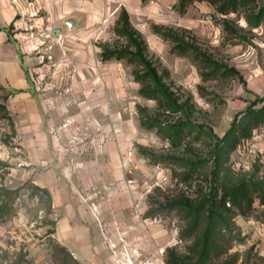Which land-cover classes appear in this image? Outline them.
I'll return each mask as SVG.
<instances>
[{"label":"crops","instance_id":"0c3cea01","mask_svg":"<svg viewBox=\"0 0 264 264\" xmlns=\"http://www.w3.org/2000/svg\"><path fill=\"white\" fill-rule=\"evenodd\" d=\"M98 1L0 0V86L20 165L51 193L55 240L83 264H122L106 237L125 238L143 256L145 238L159 241L166 230L140 215L146 208L142 180L151 172L134 148L144 143L131 101L137 84L121 61L102 60L94 41L106 36L107 23L113 25L122 8L144 35L166 20L156 0ZM32 30L69 35L65 45H54V73L37 65L43 55L36 59L33 51L45 38L30 36ZM47 75L69 77L73 90L41 89ZM61 96L60 104L50 101Z\"/></svg>","mask_w":264,"mask_h":264},{"label":"rangeland","instance_id":"374dc122","mask_svg":"<svg viewBox=\"0 0 264 264\" xmlns=\"http://www.w3.org/2000/svg\"><path fill=\"white\" fill-rule=\"evenodd\" d=\"M174 1L156 0L160 4L162 18L166 20V24L161 22L159 26L173 27L197 52L181 55L174 50L173 42L154 32L153 24H151V34L144 35L150 54L169 69L174 89L182 100L187 101L191 119L198 124L211 127L214 134L221 138L232 123L242 118L246 112L264 106V25L249 26L244 11L241 10L240 14L231 13L226 16L235 20L241 28L240 36L230 34L224 31V16L218 13L209 2L196 1L185 14L181 15L176 9L178 0ZM103 2L105 0H99L97 5H102ZM116 21L111 26L107 23L106 36L98 35L99 38L94 41L100 51L103 44H111L119 39L114 33ZM30 36L45 38L41 47L33 51V56L38 59L39 55H43L41 62H37V65H46L48 74L54 73L59 58L54 53V45H65L69 35L56 37L53 33H35L32 30ZM120 40L124 41L122 38ZM42 48H45L47 52H43ZM207 56L221 65L220 70H214V64L204 61ZM121 62L126 69V77L134 80L132 66L126 61ZM227 68H234L237 72L227 73ZM50 76L40 78L41 89L49 84L51 85L49 89L53 91L73 90V87L68 84L69 77ZM136 84V90L130 88L134 94L131 101L135 107L134 115L141 134L140 138L144 140V143L136 142L134 148L145 159V165L151 172L142 180L146 208L140 212V215L145 219L160 221L166 232L159 241L145 238L148 240L143 243V256L131 248L125 238H122L120 242L106 238L111 252L122 264H136L137 258L141 260L140 264H166V250L169 247H176L180 253L189 255V247L193 244V239L181 237L186 224L184 213L170 207L169 201L183 191L190 199L208 192L210 177L206 174L210 167L200 168V175L195 173L193 180L180 179L181 177L176 173H181L186 168L166 158V155H173L168 154L170 143L156 130H148L140 125L137 104L155 108L157 102L141 96L140 84L139 82ZM4 97L5 92L0 89V187L8 189L21 187L22 194L14 204L13 215L0 214V264H11L16 261L21 264H59L54 259L51 240L55 239L54 233H51L54 229L51 223L54 217L46 214L45 199L40 201L38 198L29 196L30 188L27 186V181H34V178L33 175H28L29 169L20 165L22 151L15 142V134L11 128V121L14 122L13 116L9 111L6 113L1 108L2 104L6 105ZM62 100H64L62 96L58 99H50L54 105L60 104ZM138 145L152 149L158 161L153 163L143 156L138 151ZM194 146L199 149L198 154L202 159L208 158L210 140L205 134ZM227 165H230L233 171L231 173L233 179L252 177L264 179V123L254 128L249 139L238 144ZM227 206L231 208L232 213L230 212V215L226 213V216H233V218L229 221V228L224 233L230 235L232 247L227 253L219 256V261L227 260L232 264H254L256 261L263 260L264 205L255 199L251 207L248 204L242 206L232 203H228ZM110 240L112 244H115L114 246Z\"/></svg>","mask_w":264,"mask_h":264},{"label":"trees","instance_id":"16d2710c","mask_svg":"<svg viewBox=\"0 0 264 264\" xmlns=\"http://www.w3.org/2000/svg\"><path fill=\"white\" fill-rule=\"evenodd\" d=\"M144 2L147 0H143ZM196 1L209 2L218 13L224 16V31L238 36L241 28L235 20L226 16L244 11L246 21L251 27L264 25V0H178L177 11L183 15ZM259 2L261 4L259 5ZM155 33L174 43V50L181 55L197 52L196 49L180 36L173 27L154 25ZM114 33L119 37L113 43L103 44L100 56L104 61H126L132 66L134 80L139 82V94L147 99L157 102L155 108L137 104L140 125L157 133L170 143V150L166 158L173 160L186 168L179 175L182 181L193 180L195 173L200 168L210 167L207 177H210V190L201 193L198 197L190 199L186 193L172 198L169 206L184 213L186 224L182 231V238L193 239L189 247L190 254H183L176 247L166 250V264H232L230 261H219V256L228 252L232 247L229 234L224 231L229 228V221L233 216L227 217L231 211L228 203L234 205H253L255 199L264 205V179L252 177L250 179H233L232 169L227 165L230 156L243 140L252 136L254 128L264 123V106L246 112L245 115L234 121L223 137L214 134L211 127L198 124L189 115L186 102L181 99L174 84L171 74L159 59L149 51V45L144 34L132 23L129 12L123 8L114 26ZM122 38L124 41L120 40ZM197 54V53H195ZM200 54V53H199ZM205 57L204 61L215 65L216 71L221 65ZM227 73L233 74L234 68H227ZM2 87L0 86V89ZM5 99V98H4ZM4 112L8 113L7 106L1 105ZM14 134L15 125L11 121ZM205 134L210 140L207 159H202L195 147L197 140ZM176 150V152H172ZM138 151L153 163L158 161L152 149L138 145ZM210 164V165H209ZM29 196L46 201V214H52V197L50 191L32 180L27 181ZM21 187L8 189L0 187V214H14V204L21 197ZM41 193V194H40ZM55 233L56 221L52 220ZM52 240L54 259L59 264H83L73 256L71 251L55 239ZM226 245L225 247L223 245ZM235 256H239L235 254ZM11 264H21L16 261ZM250 264V263H248ZM264 264V259L254 262Z\"/></svg>","mask_w":264,"mask_h":264},{"label":"built area","instance_id":"2783aa9c","mask_svg":"<svg viewBox=\"0 0 264 264\" xmlns=\"http://www.w3.org/2000/svg\"><path fill=\"white\" fill-rule=\"evenodd\" d=\"M44 34V33H43ZM110 243H111V240H110ZM112 244V243H111ZM115 244H112V246H114ZM127 250V249H126ZM129 260V259H128Z\"/></svg>","mask_w":264,"mask_h":264}]
</instances>
